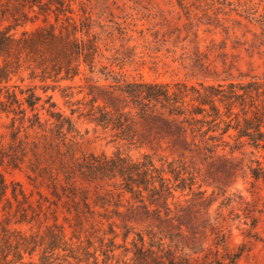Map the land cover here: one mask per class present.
Here are the masks:
<instances>
[{
  "label": "trees",
  "instance_id": "obj_1",
  "mask_svg": "<svg viewBox=\"0 0 264 264\" xmlns=\"http://www.w3.org/2000/svg\"><path fill=\"white\" fill-rule=\"evenodd\" d=\"M92 1L0 0V114L12 115L0 169L21 172L27 184L0 170V264L247 260L260 239L258 218L245 216L246 240L232 245L228 218L220 211L209 217L212 201L200 189L221 190L224 177L237 172L236 159L223 151L226 135L235 149L246 143L264 151V77L215 75L197 49L187 73L193 84L131 78L124 58L104 55ZM39 19L34 30L12 33ZM22 68L44 83V97L36 86L11 85ZM49 89L59 92L64 109ZM74 116L125 149L76 156ZM255 162L251 177L264 182ZM202 168L198 182L193 170ZM185 191L192 197L182 204L175 193ZM139 223H147L143 232L135 230Z\"/></svg>",
  "mask_w": 264,
  "mask_h": 264
},
{
  "label": "rangeland",
  "instance_id": "obj_2",
  "mask_svg": "<svg viewBox=\"0 0 264 264\" xmlns=\"http://www.w3.org/2000/svg\"><path fill=\"white\" fill-rule=\"evenodd\" d=\"M92 4L95 5L93 19L103 26L102 29L96 26L94 30L100 35L104 55L124 58V70L131 78L157 82L187 81L193 84L196 80L188 77L187 73L197 49L215 75L264 77V0H94ZM74 8L77 10V3ZM41 24L39 19L12 33L20 36L22 31L34 30ZM108 32L112 35L109 36ZM103 62L107 60L103 59ZM29 77V71L22 68L11 85L36 86L37 93L44 97L40 89L44 83L38 78L32 80ZM20 78L24 81L21 82ZM46 84L52 85V82ZM47 94L53 95L64 109L58 91L49 89ZM0 116V147L6 148L11 141L12 115ZM74 120L77 130L76 156L111 155L119 148L125 149L113 140L110 132L96 128L77 116H74ZM228 134L234 136L235 132L230 130ZM225 140L229 144L223 151L236 159L237 172L231 178L221 179V190L208 185H203L200 190L205 192L209 202L212 201L209 217L213 219L220 211L228 218L232 245L246 240L242 232L250 229L251 222L245 216L253 214L258 218L254 232L258 233L260 239L251 242L249 258L241 260L239 264H264V182H256L250 173V168L257 167L256 160L264 167V151H257L246 143L235 149V138L226 135ZM130 153L138 157L142 151L132 150ZM0 170L8 181H19L27 187L21 172ZM193 171L198 175V182H201L204 169ZM220 177L223 178L217 173V178ZM187 193L176 192L175 195L185 204V199L192 197L186 196ZM199 212L206 216L204 209L201 208ZM245 220L248 221L247 225L244 224ZM58 222L64 224L70 233L62 216ZM48 223H52L51 218ZM133 225L136 231L143 232L147 223ZM117 242L122 241L119 238Z\"/></svg>",
  "mask_w": 264,
  "mask_h": 264
}]
</instances>
